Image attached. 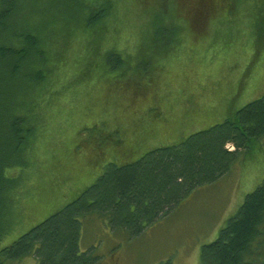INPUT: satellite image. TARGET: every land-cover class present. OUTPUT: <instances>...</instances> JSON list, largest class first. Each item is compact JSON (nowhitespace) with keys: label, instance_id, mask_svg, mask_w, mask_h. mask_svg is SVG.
<instances>
[{"label":"trees","instance_id":"trees-1","mask_svg":"<svg viewBox=\"0 0 264 264\" xmlns=\"http://www.w3.org/2000/svg\"><path fill=\"white\" fill-rule=\"evenodd\" d=\"M114 1L85 0L79 6L77 19L66 22L62 10L68 4L54 9L52 0H0V264H9L31 253L36 256L37 264H99V257L79 248L82 217L94 214L106 219L112 230H127L138 235L157 217L182 201L191 190L229 172L240 153L264 137V93L235 109L221 122L191 132L180 140L174 137L184 126L180 123L187 119L185 116L182 118L185 111L200 114L207 104L200 102L195 106L189 101L192 105H184L180 112L177 99L166 93L167 86L187 93L180 86L183 77L176 62L166 64L165 60L167 53L170 56L177 53V47L165 51L151 45L154 52H165L162 58L136 59L133 65L126 64L124 55L131 48L130 36L120 33L128 32L123 30L125 21L117 18L109 22L111 29L107 21L115 10ZM173 2L176 8L168 15L167 23L165 20L164 26L155 30L156 40H161L167 30L178 31L179 26L184 31L183 41L187 38L192 42L191 37L197 42L202 41V37L210 32L212 20L228 22L229 16L240 15L248 2L258 5L253 7L255 16L264 20V0ZM122 3L119 10L126 18L124 14H132L137 0H124ZM146 9L143 7L138 11L142 14ZM188 14L201 19L204 24L206 21L211 24L200 33ZM181 16L186 19L184 29L179 22ZM54 28L63 32L64 44L58 49L42 42V33ZM135 30L133 28L129 32ZM89 31L104 35L102 48L108 64L113 60L111 68H119L120 73L129 71L130 75L124 77L130 81L113 89L118 82L113 84L112 79L102 72H92L94 76L90 75L88 79L79 80L76 76L75 81H69L76 73L75 65L82 60L78 50L80 52L85 42L81 39ZM200 44L198 51L204 49ZM108 48L115 49V52ZM165 71L169 81L163 80L162 72ZM190 74L184 77L189 76L185 79V86L191 94L198 81ZM207 81L216 88L211 86L202 95L207 93L214 95L213 98L224 95L230 87L228 84L224 89L225 82L220 78ZM68 83L73 85L60 101L53 91L65 88ZM52 115L56 116L55 121L49 120ZM62 119L73 127L71 133H67L70 136L66 137L72 146L62 144L61 150L50 153L44 174L32 159L36 148L33 145L40 140L43 129L49 133L57 131ZM96 125L98 127L94 130ZM84 130L89 131L87 138ZM167 130L173 132L166 135ZM102 136H107L108 143L115 141L112 147H108L115 148L111 153L107 149L104 154ZM160 137L167 141L166 144L160 141ZM152 140L160 145L147 147ZM131 154L139 155L126 163L113 161H120ZM104 156L114 158L105 164L103 170L100 169L101 173L78 196L29 227L9 244L1 245L15 220H20L21 210L25 206L33 207L37 202L30 198L21 199L22 193L32 195L34 191L38 200L43 196L50 197L63 186L67 187L66 183L74 179L73 175H78V172L86 174ZM77 161L82 164L80 168L76 164L78 169L74 170L73 165ZM52 170L56 173L55 178L49 176ZM263 236L264 176L244 196L216 237L201 245L199 264H249V258L256 252V245ZM157 264H172V261L166 259Z\"/></svg>","mask_w":264,"mask_h":264},{"label":"rangeland","instance_id":"rangeland-1","mask_svg":"<svg viewBox=\"0 0 264 264\" xmlns=\"http://www.w3.org/2000/svg\"><path fill=\"white\" fill-rule=\"evenodd\" d=\"M42 1L44 2V0ZM83 1L85 0H66L65 2H62V0H52V8L57 9L64 4H68L62 10V15L66 22L72 21V19H77L80 13L79 6ZM123 1H114L115 10L107 21L109 23L113 20L115 21V19L117 20V18H123L125 21L123 30L128 32L122 31L120 33H125L128 37L130 36L129 45L131 48H129L128 54L124 55L126 64L131 66L136 59L140 61L149 57H151V60H156L162 58L165 53L163 50L168 51L171 48L177 47V53L175 55L171 54V56L167 53L165 60H167L166 64L170 61L172 63L176 62L183 77L180 80V86L187 93L183 91L177 92L174 87L171 88L170 86H167V89L165 88L166 93H169L170 98L177 99L180 112L182 107L184 108V105L186 107L187 105L188 107L192 105L188 103L189 101H192L195 106L200 105V102L207 104V107L203 109L205 111H200V114L192 113V111L189 114L185 111L182 118L185 116L187 119L183 122L180 121V124L184 126L177 130V134L174 137L180 140L191 132L221 122L223 119L229 117L235 109L264 93V20L256 17L255 15L257 14L253 10V7L258 5H254L252 2L246 3V7L241 10L240 15L235 17L230 15L228 22L215 19L212 20V24L207 21L204 24L201 19H194L188 14L189 20L197 26L200 33L204 28L209 26V23L211 24L209 26L210 30L208 28L209 34L203 36L202 41H199L201 42V48L204 47V49L198 51L199 42L196 41V38L191 37L192 42L187 38L183 41L184 31L179 26V30L176 32L167 30L163 33V36L159 33V36H162L161 40H156L155 38V30L158 27L164 26L168 15L176 8L173 0H137L132 14H124L129 19L124 18L122 10H119ZM131 3L129 2V5ZM143 7L147 9L140 14L138 10H141ZM180 20L179 22L184 29L186 19L184 16H181ZM109 24V29H111L112 24ZM120 25L122 26L121 23ZM133 28L136 29L135 32H129ZM62 33L59 31V28L46 30L42 33V42L52 49H58L64 44L62 42ZM103 38L104 35L97 34V31H89L81 39L85 42L80 52L78 50V54L82 60L75 65L74 71L76 73L69 78V81H75L74 78L76 76L79 80L88 79L90 75L94 76L92 72L94 74L98 72L104 73L109 79H112L113 84L115 81L118 82L115 83V88L113 89H116L122 83L130 81V79L124 77L130 75L129 71L120 73L119 68H111L114 65L113 60L111 64H108L106 54L102 48ZM151 45H157L158 49L163 50L154 52ZM108 50L115 52L113 48H108ZM202 52H204L203 55H201ZM142 63L146 67L145 63ZM165 73L167 72H162L163 80L169 81ZM188 73H191L192 79L196 78L198 81L194 93L191 94L186 89L187 86H185L187 83L185 79H189V76H184ZM219 78L225 82L223 85L224 89L226 85H230L225 90L226 93L222 94V96L219 95L218 98H213L214 95L207 93L202 95V92L209 87L216 88L212 83H208L207 80L215 81V79L219 80ZM70 85L73 84L68 83L65 84V88L54 89L53 92L60 101L64 98H61L63 94H68L71 88ZM199 99L201 100L199 101ZM138 113L141 112L138 111ZM55 117L52 115L49 120L55 121ZM59 124L56 128L57 131L54 133H49L47 130L45 132V129H43L40 140L35 141L36 145H33L36 148L31 155L32 159L36 167L42 173L44 172V174V168L50 160V153H57L58 149L61 150L62 144L68 143L69 147L72 146V142L70 141L69 143L66 137L70 136L68 134L71 133L73 127H69L71 124L69 123L68 125L67 120L64 119L60 120ZM85 127L89 126L85 125ZM97 127L98 125L93 129L95 130ZM99 128L101 133L104 132L103 125ZM84 132L85 138H87L89 131L84 130ZM169 132L173 131L167 130L165 134H170ZM106 137L102 136L104 140L101 143V147L103 146L104 148V154L108 147H112V144L115 143L114 140L108 143V138L106 139ZM176 138L174 139L176 140ZM163 139L160 137L162 143L167 142ZM169 141L172 142L173 139ZM76 145L79 149V143ZM159 145L160 143L152 140L147 147L152 148ZM83 146L82 143L80 145L81 149ZM228 146L233 149V146ZM111 150H115V148L108 149V152L111 153ZM131 155L122 157L121 163L130 162L139 154H135L132 157ZM113 158V156H104L97 164L90 167L91 169H88L86 174L78 172V175H73L74 179L67 181V187L63 186L50 197L43 196L44 198L41 197L38 200L34 191L32 195H27L26 192L22 193L21 199L28 200L30 198L31 200H37V202L33 207L25 206L21 210L22 215L19 218L20 220H15L10 232L1 240V245L9 244L29 227L37 224L62 205L71 201L84 187L93 182L104 169L105 164L113 160ZM113 161L116 164L119 163V161ZM76 164L80 168L82 162H75L73 165L75 167L74 170L78 169V166H75ZM101 168L102 170L100 171ZM32 174L34 173L32 172ZM49 176L55 178L56 173L52 170V174ZM263 176L264 137L243 150L229 172L211 183L191 190L182 201L173 206L166 214L157 217L155 221L148 224L138 235H132L127 230H112L106 219L94 214L82 217L80 219L82 225L79 248L80 250H89L92 255L99 257V264H157L166 259H171L172 264H199L201 245L216 237L219 229L234 214L244 196L255 188ZM57 182L60 181L57 180ZM64 192L66 193L64 194ZM255 249L256 252L249 258V264H264V236ZM9 264H37V259L31 253L19 260L10 261Z\"/></svg>","mask_w":264,"mask_h":264},{"label":"flooded vegetation","instance_id":"flooded-vegetation-1","mask_svg":"<svg viewBox=\"0 0 264 264\" xmlns=\"http://www.w3.org/2000/svg\"><path fill=\"white\" fill-rule=\"evenodd\" d=\"M118 161H119V160H118ZM121 162H122V161L120 160L119 163L121 164ZM81 187H82V186H81ZM84 188H85V187H84ZM84 188H83L81 191H83ZM77 192H78V191H77ZM77 192H76V193H77ZM79 194H80V193H79ZM79 194H78V195H79ZM78 195H77V196H78ZM34 205H35V204H34ZM36 211H37V210H36ZM46 217H47V216H46ZM39 222H40V221H39ZM39 222H38V223H39Z\"/></svg>","mask_w":264,"mask_h":264}]
</instances>
